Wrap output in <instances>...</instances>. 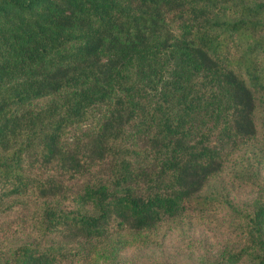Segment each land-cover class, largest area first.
<instances>
[{"label":"trees","instance_id":"1","mask_svg":"<svg viewBox=\"0 0 264 264\" xmlns=\"http://www.w3.org/2000/svg\"><path fill=\"white\" fill-rule=\"evenodd\" d=\"M127 244L264 264V0H0V264Z\"/></svg>","mask_w":264,"mask_h":264},{"label":"rangeland","instance_id":"2","mask_svg":"<svg viewBox=\"0 0 264 264\" xmlns=\"http://www.w3.org/2000/svg\"><path fill=\"white\" fill-rule=\"evenodd\" d=\"M55 95H47L42 98L34 99L30 102L31 105H41L45 101L50 100ZM206 237V245L209 246V244L212 243V241H215L216 239H219L223 237V234H220L218 231H211V232H205ZM126 239H130L128 235L125 236ZM215 244L212 245V250H214ZM156 256V250L152 249L148 246H139V245H129L127 244L126 247L122 248L120 257L121 260L124 262V264H151V261L154 262L155 259H159L160 257ZM175 256V257H174ZM173 257H168L170 261H194L196 257L194 254L189 255V257H186V255H174ZM101 258H98L96 262H93V264H100Z\"/></svg>","mask_w":264,"mask_h":264}]
</instances>
